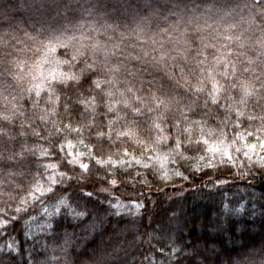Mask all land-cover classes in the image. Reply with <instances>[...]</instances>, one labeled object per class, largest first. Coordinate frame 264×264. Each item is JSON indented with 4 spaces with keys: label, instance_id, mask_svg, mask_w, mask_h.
Returning a JSON list of instances; mask_svg holds the SVG:
<instances>
[{
    "label": "trees",
    "instance_id": "16d2710c",
    "mask_svg": "<svg viewBox=\"0 0 264 264\" xmlns=\"http://www.w3.org/2000/svg\"><path fill=\"white\" fill-rule=\"evenodd\" d=\"M158 2L0 0V72L6 60L25 59L22 52L26 51L37 82L35 91L42 93L36 97L33 92L19 103L13 101L10 111L5 110V96L0 95V193L31 182L29 191L22 193L16 188L14 193L24 197L21 212L7 218L0 213V264H80L88 249L99 246L106 251L110 264H221V252L264 238V168L255 162V155L249 161L237 152L229 162L232 152L225 151L223 158L210 163L203 154L176 162L162 154L155 158L151 170L130 160L118 170L115 179L107 173V179L94 187L81 180L87 186L74 198L70 184L75 181L65 179V164L79 171V153L85 151L84 146L72 141L53 149L51 141L55 138L45 139L46 129L40 127L39 120L33 122L29 111L33 97L42 105L48 103L42 91L45 85L39 78L53 79L65 74L63 46L71 42L73 35L80 34L76 31L79 26L123 21L145 14ZM229 2L243 4L247 0ZM65 28L71 29V34ZM42 32L52 39L46 40L45 35H39ZM37 38L47 45L42 51H35L39 48ZM251 43L247 40L244 47L233 46L230 51L255 58ZM256 77L264 79L260 68L246 74L248 93L253 91L249 78ZM219 96V89L214 86L211 99ZM80 99L84 102L81 108L91 103L87 96ZM245 101L249 113L264 112V100L259 97L248 96ZM221 104L217 117L210 121L214 125L229 115L226 110L232 100L221 98ZM5 115L10 119H5ZM241 119L244 123L232 131L247 129L246 140L255 149L260 133L253 125L258 127L260 122ZM221 150L219 143L207 145L208 153ZM65 156L67 160L62 161ZM74 160L77 163L70 164ZM3 199L0 196V206Z\"/></svg>",
    "mask_w": 264,
    "mask_h": 264
},
{
    "label": "clouds",
    "instance_id": "9594fccd",
    "mask_svg": "<svg viewBox=\"0 0 264 264\" xmlns=\"http://www.w3.org/2000/svg\"><path fill=\"white\" fill-rule=\"evenodd\" d=\"M64 31L71 34L72 30ZM76 31L80 34L63 46L65 74L39 78L45 85L42 91L48 103L42 105L33 97L29 110L33 122L39 120L40 127L46 129L44 138H55L51 141L53 149L72 141L84 146L85 151L79 153V171L65 164V179L75 181L70 184L74 198L87 186L81 180L94 187L107 179V173L115 179L130 160L151 170L155 158L162 154L173 162L203 154V159L213 163L223 158L225 151L232 152L229 162L241 152L249 161L255 155V162L264 168V156L260 155L264 153V112L249 113L245 101L248 96L264 100V79L249 78L253 91L245 90L247 73L260 68L264 75V0L243 4L229 0L194 4L159 0L145 14L111 24L97 21L87 28L81 25ZM45 39L52 37L45 35ZM247 40L252 41L255 58L230 51L233 46L244 47ZM36 44L39 48L35 51L47 47L38 38ZM22 56L25 59L6 60L0 72V95L5 96L6 111L12 109L13 101L19 103L33 92L36 97L42 94L35 91L31 57L26 51ZM214 86L220 96L211 99ZM83 96L91 103L81 108ZM221 98L231 99L232 104L226 110L229 115L214 125L210 121L223 107ZM243 117L260 122L258 127L253 125L260 133L255 149L246 140L247 129L232 131L244 123ZM4 118L10 119L7 115ZM210 143L221 144L222 150L208 153ZM80 164L89 168L85 170ZM155 175L153 172V178ZM30 183L0 193L4 197L0 206L3 218L21 212L24 197L14 193L16 188L22 193L29 191ZM80 264L110 262L99 246L88 249ZM221 264H264V238L221 252Z\"/></svg>",
    "mask_w": 264,
    "mask_h": 264
},
{
    "label": "snow or ice",
    "instance_id": "6c2138e0",
    "mask_svg": "<svg viewBox=\"0 0 264 264\" xmlns=\"http://www.w3.org/2000/svg\"><path fill=\"white\" fill-rule=\"evenodd\" d=\"M97 86H99V84H97ZM253 147H255V146H253ZM80 167H81V168H84L85 170H87V169L89 168V165H87V164H80ZM112 183L115 184L116 181L113 180Z\"/></svg>",
    "mask_w": 264,
    "mask_h": 264
}]
</instances>
